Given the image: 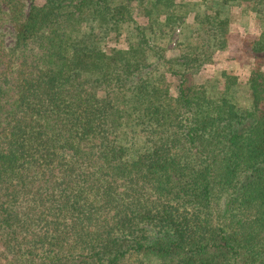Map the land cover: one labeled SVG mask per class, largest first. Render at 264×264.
<instances>
[{
    "label": "trees",
    "instance_id": "trees-1",
    "mask_svg": "<svg viewBox=\"0 0 264 264\" xmlns=\"http://www.w3.org/2000/svg\"><path fill=\"white\" fill-rule=\"evenodd\" d=\"M242 1L0 0V264H264V0L204 75Z\"/></svg>",
    "mask_w": 264,
    "mask_h": 264
},
{
    "label": "rangeland",
    "instance_id": "rangeland-1",
    "mask_svg": "<svg viewBox=\"0 0 264 264\" xmlns=\"http://www.w3.org/2000/svg\"><path fill=\"white\" fill-rule=\"evenodd\" d=\"M26 2H29V0H26ZM250 7L251 4H247L245 1L241 3L233 2L232 4H230L227 11L230 17V25L227 36L228 37L230 36V40L229 42H227V36H226L225 42L222 43L223 48L218 50L219 51L217 53V56L219 55L218 60L209 64L204 70V75H213L214 77L219 78V83H218L219 91L223 89V80H224V78L222 77L223 71H226L227 73L237 74L241 81H244L245 79L249 58L248 56L247 57L245 56V52L243 50L245 47L244 40L246 38L254 37L253 34L259 33L260 31L259 27L256 25V23L258 24V22L249 19L250 16L252 17L254 16L252 9ZM197 8H202V6L197 5L196 9ZM136 11L140 21L142 20L145 23V20L147 18H145L141 14L142 8L141 7L136 8ZM10 30H11L10 25L7 24L4 27V31L6 32L5 34L6 41L9 44L12 42ZM178 31L179 28L177 27L175 32L173 33L172 40L167 44V53L169 55L181 50V47L178 46L176 43L179 40ZM232 33H234L233 35H237V34L239 35V33L241 34L240 35L241 48L240 46H236L238 45V42L237 40L235 41ZM118 36L119 37H117V40H113V41H115L118 47H126L127 38L125 31L119 33ZM20 75L24 77V79H26L27 81L32 82V76L30 77L29 75L25 74V72H21ZM46 85L49 86L50 81L47 80ZM243 90L244 88L240 87L236 92L240 104H244V102L246 101V96Z\"/></svg>",
    "mask_w": 264,
    "mask_h": 264
},
{
    "label": "crops",
    "instance_id": "crops-1",
    "mask_svg": "<svg viewBox=\"0 0 264 264\" xmlns=\"http://www.w3.org/2000/svg\"><path fill=\"white\" fill-rule=\"evenodd\" d=\"M256 0H249V1H245L247 4H251V9H252V5H253V3L255 2ZM243 2V1H242ZM233 2H230V4H232ZM236 3V2H235ZM241 3V2H240ZM230 4H229V6H230ZM254 14V13H253ZM250 20H255L256 22H258V24L256 23V25L259 27V30L261 31L262 29H263V25L261 24V22H259L256 18H255V16H250V18H249ZM245 26V25H244ZM260 31H259V33H260ZM259 33H255V34H253V36L254 37H256V36H258L259 35ZM234 33H232V35H233ZM257 34V35H256ZM240 33H239V35L237 34V35H233L234 36V39H235V41L237 40V42H238V45H236V46H240V48H241V39H240ZM233 36H231V37H233ZM229 40H230V36L228 37L227 36V42H229ZM240 40V41H239ZM239 48V49H240Z\"/></svg>",
    "mask_w": 264,
    "mask_h": 264
}]
</instances>
